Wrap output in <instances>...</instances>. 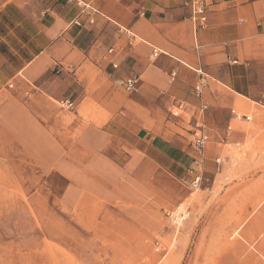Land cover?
I'll return each instance as SVG.
<instances>
[{
  "label": "crops",
  "instance_id": "1",
  "mask_svg": "<svg viewBox=\"0 0 264 264\" xmlns=\"http://www.w3.org/2000/svg\"><path fill=\"white\" fill-rule=\"evenodd\" d=\"M190 2L0 0V184L14 144L72 193L139 208L174 202L173 179L191 190L206 169L215 187L242 166L264 169V0H210L205 28ZM12 117L45 140L49 170ZM241 152L255 156L240 163Z\"/></svg>",
  "mask_w": 264,
  "mask_h": 264
},
{
  "label": "rangeland",
  "instance_id": "2",
  "mask_svg": "<svg viewBox=\"0 0 264 264\" xmlns=\"http://www.w3.org/2000/svg\"><path fill=\"white\" fill-rule=\"evenodd\" d=\"M8 124L49 170L53 155L34 125L22 117ZM10 152L0 184V264H264V169L242 166L216 187L206 169L194 190L173 179L174 202L158 196L139 208L81 186L72 193L60 174L20 162L18 145Z\"/></svg>",
  "mask_w": 264,
  "mask_h": 264
},
{
  "label": "built area",
  "instance_id": "3",
  "mask_svg": "<svg viewBox=\"0 0 264 264\" xmlns=\"http://www.w3.org/2000/svg\"><path fill=\"white\" fill-rule=\"evenodd\" d=\"M210 4V0H191L190 5L192 7V19L196 22H200L202 28L206 27L207 22V8ZM121 84L126 88L127 91L134 90L135 80L131 79L127 82H121ZM66 107L72 108L73 103L66 101L63 103ZM192 134L194 137V145L199 150L202 151L206 144V135H205V126L203 122L196 123L192 128ZM194 168L202 169V163L200 161H196L194 163ZM201 182V178L197 177L190 184L189 187L192 189L199 187Z\"/></svg>",
  "mask_w": 264,
  "mask_h": 264
},
{
  "label": "bare ground",
  "instance_id": "4",
  "mask_svg": "<svg viewBox=\"0 0 264 264\" xmlns=\"http://www.w3.org/2000/svg\"><path fill=\"white\" fill-rule=\"evenodd\" d=\"M181 147V146H180ZM182 206V205H181ZM175 217V216H174ZM182 218H180L178 215L175 217V220L177 223H180ZM184 219V218H183Z\"/></svg>",
  "mask_w": 264,
  "mask_h": 264
}]
</instances>
